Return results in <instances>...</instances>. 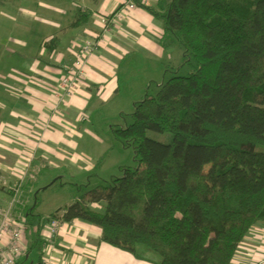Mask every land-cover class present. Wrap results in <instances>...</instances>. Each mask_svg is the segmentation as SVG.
Segmentation results:
<instances>
[{
    "label": "trees",
    "instance_id": "1",
    "mask_svg": "<svg viewBox=\"0 0 264 264\" xmlns=\"http://www.w3.org/2000/svg\"><path fill=\"white\" fill-rule=\"evenodd\" d=\"M131 1L162 21V44L177 41L191 71L161 83L134 104L132 123L112 128L137 167L50 218L94 225L100 241L139 260L150 251L156 264H232L264 222V0H170L162 12ZM103 201L102 212L90 207Z\"/></svg>",
    "mask_w": 264,
    "mask_h": 264
},
{
    "label": "crops",
    "instance_id": "2",
    "mask_svg": "<svg viewBox=\"0 0 264 264\" xmlns=\"http://www.w3.org/2000/svg\"><path fill=\"white\" fill-rule=\"evenodd\" d=\"M126 1L72 0L69 6L41 1L21 11L26 20L18 24L37 34L38 30L28 21L34 16L45 26L46 33L39 30L40 42L39 39L34 43L15 39L25 50L16 54V50L9 48L5 57L12 62H0L1 207L7 206L13 194L10 187L21 181L19 175L25 172V165L21 189L28 206L35 173H40L50 161L76 163L79 141L83 137L97 139L84 124L94 108L118 95V73L128 58L137 55L141 59L160 61L170 60L174 55L172 44H162V21L140 7L126 8ZM169 1L145 0L144 4L162 12ZM35 8L52 11L55 18L39 19ZM116 8L122 18L89 56L86 77L80 87L72 95L58 100L50 90L72 63L71 47L85 38L100 36L99 17ZM55 104L59 110L56 113L60 114L51 119L50 128H45L42 122L51 118ZM88 164L86 168L90 169ZM96 205L98 203H92L90 207ZM18 210L22 207L14 209ZM25 219L27 256L29 245L39 246L42 248L40 259L49 264H151L100 241V229L78 219L62 222L54 236L49 233L50 218L43 223L25 214ZM263 232L264 228L260 231V227H256L245 235L232 264H264L261 260L264 252L259 250L264 247L260 240Z\"/></svg>",
    "mask_w": 264,
    "mask_h": 264
},
{
    "label": "rangeland",
    "instance_id": "3",
    "mask_svg": "<svg viewBox=\"0 0 264 264\" xmlns=\"http://www.w3.org/2000/svg\"><path fill=\"white\" fill-rule=\"evenodd\" d=\"M41 1L60 3L65 6L73 4L72 0H5V4L0 6V62L8 61L5 56L9 48L16 50V54H21L25 50L21 43L16 42L15 39L31 43L39 39L40 42L42 37L39 30L46 33V29L39 23L38 18L32 16L28 20L32 22L33 29L38 30L37 34L32 32L31 28H24L18 23L26 20L21 15V11ZM35 12L39 19L55 18V13L52 11L35 8ZM172 47L175 53L170 60L153 61L141 59L136 55L125 61L118 73V95L111 101L94 108L91 118L84 124L97 139L83 137L84 139L79 141L76 163H71L68 160L63 163L50 161L47 166H43L40 173H35L33 192L27 204L29 207L35 204L32 209L33 217L45 223L51 214L69 205L87 188L106 185L112 177L122 176L123 169L137 167L138 162L135 158L134 148L132 146L124 147L121 141L113 135L112 128L125 127L132 123L134 104L141 101L146 95H155L161 83L171 76L187 75L191 71L190 65L183 58L182 46L174 41ZM10 62L12 60H9L7 64ZM51 93L54 94L52 91ZM65 97L63 96L62 99ZM147 136L164 143L171 141V135L168 133L159 134L147 131ZM96 163L97 165H95ZM87 164L90 165V169L86 168ZM104 206L105 202L103 201L91 208L102 212ZM18 212L21 211L18 210L15 214ZM256 227H260L261 231V228H264V222L252 226L249 232L254 231ZM110 232L112 234L120 233L121 229L112 228ZM41 251L42 248L39 246L29 245L27 258H22L19 264H38ZM146 258L150 261H144L151 264H156L155 262L160 259L150 251H147Z\"/></svg>",
    "mask_w": 264,
    "mask_h": 264
},
{
    "label": "built area",
    "instance_id": "4",
    "mask_svg": "<svg viewBox=\"0 0 264 264\" xmlns=\"http://www.w3.org/2000/svg\"><path fill=\"white\" fill-rule=\"evenodd\" d=\"M141 2L143 0H140ZM124 6L128 9H135L137 5L127 0ZM122 18L118 9L112 11L107 15H101L99 22L102 27L101 35L98 37L85 38L76 45L71 47L72 63L66 68L65 73L60 77L56 86L51 91L61 100L64 96L72 95L82 81L86 77V70L88 67V60L91 53L100 44V40L108 36L111 27L115 26ZM54 112L51 118L44 120L42 123L45 128H50L51 119L60 113L57 109V104L53 108ZM25 172L19 175L22 181L26 173L27 166L25 165ZM21 181L10 187L13 192L6 207L0 206V264H17V262L27 256V247L25 242L26 219L22 212L15 214L14 209L25 205V200L22 198ZM61 213L49 219V233L54 236L59 232L62 226ZM260 240L264 244V232L260 235ZM264 252V247L259 248ZM263 257V258H262ZM261 260H264V256ZM42 264H49L47 261L41 260Z\"/></svg>",
    "mask_w": 264,
    "mask_h": 264
}]
</instances>
